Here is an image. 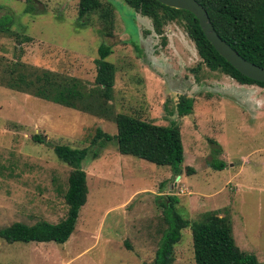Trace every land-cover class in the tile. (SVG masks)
Instances as JSON below:
<instances>
[{
	"label": "rangeland",
	"instance_id": "374dc122",
	"mask_svg": "<svg viewBox=\"0 0 264 264\" xmlns=\"http://www.w3.org/2000/svg\"><path fill=\"white\" fill-rule=\"evenodd\" d=\"M77 1L37 0L35 8L43 11L30 13L24 0H0V17L6 13L12 20L9 32L0 34V64L17 61L89 86L98 46H110L107 60L115 67L110 114L175 123L182 146L179 177L169 167L118 154L111 119L0 87V229L61 221L70 168L52 146L88 148L97 129L110 137L91 149L95 158L88 154L81 163L86 199L68 239L63 244L0 239V264L149 262L162 227L158 195L176 196L175 209L189 222L213 210L228 218L238 249L264 262V87L209 72L180 26L166 24L156 35L149 20L122 0H99L113 9L111 37L97 32L95 16L76 28ZM11 33L29 42L18 44ZM178 95L191 98L183 116L177 115ZM34 134L43 143L33 142ZM218 162L221 170L209 166ZM173 255L172 264H194L188 228Z\"/></svg>",
	"mask_w": 264,
	"mask_h": 264
},
{
	"label": "trees",
	"instance_id": "16d2710c",
	"mask_svg": "<svg viewBox=\"0 0 264 264\" xmlns=\"http://www.w3.org/2000/svg\"><path fill=\"white\" fill-rule=\"evenodd\" d=\"M130 9L149 20L156 35H162L164 25L174 23L180 26L185 37L193 44L199 62L209 72H217L238 85L264 87V83L252 81L233 69L223 60L205 40L196 19L188 12L163 6L155 0H122ZM205 11L216 35L235 51L242 59L264 68V0H194ZM25 12L35 13L37 0H24ZM31 3V4H30ZM34 6V7H33ZM109 3L99 0H78L76 7V28L87 24L91 16L99 21L101 37H111L114 14ZM11 16L0 17V34L8 33ZM19 44L29 42V38L17 33L9 34ZM18 38V39H17ZM162 38L161 43H164ZM111 54L110 46H98L94 63V77L87 86L70 75L55 73L45 69L21 64L17 61L3 62L0 67V87L31 95L89 116L107 117L115 127L116 152L120 155L140 159L156 166L169 167L175 177L180 171L182 146L178 126L155 125L138 117L124 113L110 114L115 67L107 60ZM198 68V67H196ZM196 68L192 69L193 72ZM191 98L178 95L176 110L178 116L190 111ZM33 142L43 143L34 134ZM110 137L98 129L88 148L72 149L65 145H53L55 157L67 165L70 171L66 178V188L62 194L66 212L57 224L36 222L28 226L12 223L0 229V239L7 243H54L63 244L74 229L78 210L86 199L85 173L81 163L89 154L95 158V144L107 141ZM214 170H221L223 163L209 164ZM187 174L192 172L185 168ZM163 198L161 208V229L156 248L149 262L142 264H172L173 247L179 242L181 231L188 228L191 235L192 259L194 264H264L258 262L253 254L245 253L235 245L231 224L228 218L218 213L206 211L189 222L176 209L174 195L157 196ZM128 248V247H127Z\"/></svg>",
	"mask_w": 264,
	"mask_h": 264
},
{
	"label": "water",
	"instance_id": "95a60500",
	"mask_svg": "<svg viewBox=\"0 0 264 264\" xmlns=\"http://www.w3.org/2000/svg\"><path fill=\"white\" fill-rule=\"evenodd\" d=\"M159 4L190 13L197 21L205 40L214 51L233 69L244 77L264 83V68L258 67L242 59L235 51L225 44L214 32L204 9L194 0H155ZM179 176H176L175 180Z\"/></svg>",
	"mask_w": 264,
	"mask_h": 264
},
{
	"label": "crops",
	"instance_id": "0c3cea01",
	"mask_svg": "<svg viewBox=\"0 0 264 264\" xmlns=\"http://www.w3.org/2000/svg\"><path fill=\"white\" fill-rule=\"evenodd\" d=\"M236 92H239V91H236ZM218 94H220L221 96H223L225 94V92H223L222 90L221 91H218ZM239 95V94H238ZM173 187V186H172ZM161 195V194H160Z\"/></svg>",
	"mask_w": 264,
	"mask_h": 264
}]
</instances>
